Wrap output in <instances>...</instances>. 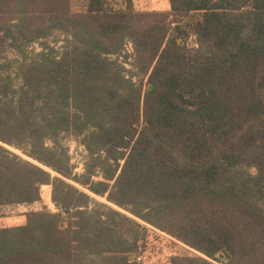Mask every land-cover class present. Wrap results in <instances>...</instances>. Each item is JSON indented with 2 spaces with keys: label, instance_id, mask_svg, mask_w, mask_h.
Instances as JSON below:
<instances>
[{
  "label": "trees",
  "instance_id": "16d2710c",
  "mask_svg": "<svg viewBox=\"0 0 264 264\" xmlns=\"http://www.w3.org/2000/svg\"><path fill=\"white\" fill-rule=\"evenodd\" d=\"M82 1L79 15L41 0H0V60L7 46L52 28L68 45L24 63L14 90L0 71V208L39 201L46 184L58 209L0 228V264H136L129 257L146 229L63 179L212 261L264 264V0H168L162 23L145 29L135 27L130 0ZM181 16L196 18L180 26ZM186 26L195 47L184 44ZM125 41L147 56L144 89L107 57ZM61 132H85L101 180L87 165L71 175L44 145ZM238 166L255 170L247 192L260 207L212 192Z\"/></svg>",
  "mask_w": 264,
  "mask_h": 264
},
{
  "label": "rangeland",
  "instance_id": "374dc122",
  "mask_svg": "<svg viewBox=\"0 0 264 264\" xmlns=\"http://www.w3.org/2000/svg\"><path fill=\"white\" fill-rule=\"evenodd\" d=\"M112 1L122 5L125 4L123 0ZM130 2L131 10L136 15L134 25L138 29H145L152 24L162 23L163 16L169 11L168 0H130ZM41 3L48 9L64 6L72 14L77 13L80 15L85 13V3L82 0H41ZM29 6L33 7L32 5ZM195 18L196 16H181L176 17L174 20L180 26H183L185 23H193ZM169 19L170 21L172 20L171 17ZM16 23H19V20H16ZM184 29L186 31V35L183 37L184 44L187 48L195 47V38L191 32V28L186 26ZM65 37L66 34L63 31L52 28L45 38H39L29 43L23 38L24 44H19V48H16V50L12 49L11 46H7L3 58L0 60V71L3 74L9 75L11 79L10 89L14 90L20 86L21 83L16 73L20 71L24 63L38 59L41 53L58 56L64 50V45L68 46L65 44ZM127 42H124L125 47H121L118 55L109 54L107 57L110 61L119 63L125 78H131V81L135 84L141 83V87L144 89L150 71V68L147 67V56L131 50V45ZM50 49L51 51H49ZM83 134L75 135L71 132H61L53 140H44V145L52 148L56 155L66 160V167L69 168L71 175H81L84 172L85 165H87L93 170L91 180L99 181L101 180L100 171L93 166V161H91L88 152L82 145ZM6 148L22 159L30 161L29 158L19 151L7 146ZM32 162L34 163V161ZM47 171L50 172L51 176H56L54 172L48 169ZM253 175H255V170L252 167L238 166L232 168L225 177V184L221 183L214 186L212 192L214 194L224 195L223 192L230 191L237 198L260 207L259 202L247 192L249 190L248 178ZM63 180L88 194L94 201L111 206L115 210L135 220L146 229L144 232L141 231L139 233L140 241L138 242V248L131 254L135 257L140 256V261L135 262L136 264H171L173 258L191 256L204 258L213 264H221L204 257L198 251L188 247L165 232L145 224L127 211L110 205L104 197L91 195L76 183L67 179ZM38 192L40 196L39 201L32 202L28 205H6L1 207L0 228L24 224L25 218L30 212L45 210L50 213H57L58 209L55 208L50 199L51 186L46 184L40 185ZM216 255L220 257L219 261L227 263V260H225L221 252H218Z\"/></svg>",
  "mask_w": 264,
  "mask_h": 264
},
{
  "label": "built area",
  "instance_id": "2783aa9c",
  "mask_svg": "<svg viewBox=\"0 0 264 264\" xmlns=\"http://www.w3.org/2000/svg\"><path fill=\"white\" fill-rule=\"evenodd\" d=\"M129 260L132 261V262H139L140 261V256H133V255H130L129 257Z\"/></svg>",
  "mask_w": 264,
  "mask_h": 264
},
{
  "label": "water",
  "instance_id": "95a60500",
  "mask_svg": "<svg viewBox=\"0 0 264 264\" xmlns=\"http://www.w3.org/2000/svg\"><path fill=\"white\" fill-rule=\"evenodd\" d=\"M149 89H150V87H149ZM221 254H222V253H221ZM222 255H223V254H222ZM216 257H217L218 259L220 258V257H219V256H217V255H216ZM223 257L225 258V260H227V261H228V258H227L226 256H224V255H223ZM227 261H226V262H227Z\"/></svg>",
  "mask_w": 264,
  "mask_h": 264
}]
</instances>
